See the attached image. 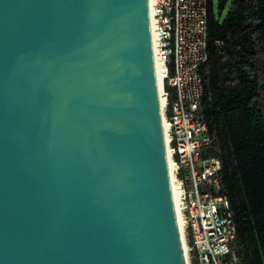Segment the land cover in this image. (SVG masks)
I'll return each instance as SVG.
<instances>
[{
  "label": "water",
  "instance_id": "95a60500",
  "mask_svg": "<svg viewBox=\"0 0 264 264\" xmlns=\"http://www.w3.org/2000/svg\"><path fill=\"white\" fill-rule=\"evenodd\" d=\"M0 264H188L150 0H0Z\"/></svg>",
  "mask_w": 264,
  "mask_h": 264
},
{
  "label": "built area",
  "instance_id": "2783aa9c",
  "mask_svg": "<svg viewBox=\"0 0 264 264\" xmlns=\"http://www.w3.org/2000/svg\"><path fill=\"white\" fill-rule=\"evenodd\" d=\"M150 9L156 71L163 83L167 153L188 264H236L237 227L230 201L221 192L223 165L219 157L205 153L214 140L201 116L209 0H150Z\"/></svg>",
  "mask_w": 264,
  "mask_h": 264
},
{
  "label": "trees",
  "instance_id": "16d2710c",
  "mask_svg": "<svg viewBox=\"0 0 264 264\" xmlns=\"http://www.w3.org/2000/svg\"><path fill=\"white\" fill-rule=\"evenodd\" d=\"M229 1L209 0L201 116L214 142L205 153L222 161L236 264H264V0H234L221 20Z\"/></svg>",
  "mask_w": 264,
  "mask_h": 264
},
{
  "label": "bare ground",
  "instance_id": "6f19581e",
  "mask_svg": "<svg viewBox=\"0 0 264 264\" xmlns=\"http://www.w3.org/2000/svg\"><path fill=\"white\" fill-rule=\"evenodd\" d=\"M151 25H152L153 44H154V50H155V33H154V28H153L152 21H151ZM158 84H159L160 94L162 95L163 83H162V80H161L160 77H158ZM164 104H165V101H164L163 97L161 96L162 108L164 107ZM164 130H165V136H166V141H167V134H166L167 133V124L165 122H164ZM168 159H169V167H170L171 179H172V182H173V193H174V198H175V204H176V207H177L179 225H180V228H181V232L183 233V221H182L181 214H180L179 207H178V194H177L176 187H175V184H174L173 166L171 164L170 153L169 152H168Z\"/></svg>",
  "mask_w": 264,
  "mask_h": 264
},
{
  "label": "rangeland",
  "instance_id": "374dc122",
  "mask_svg": "<svg viewBox=\"0 0 264 264\" xmlns=\"http://www.w3.org/2000/svg\"><path fill=\"white\" fill-rule=\"evenodd\" d=\"M233 1H234V0H230V1L228 2L227 6L225 7V9H224L223 12H222V15L220 16V19H221V20H224V18L226 17L227 12H228V10H229V8H230V5H231V3H232ZM215 10H216V13L218 14V3H216V5H215Z\"/></svg>",
  "mask_w": 264,
  "mask_h": 264
}]
</instances>
